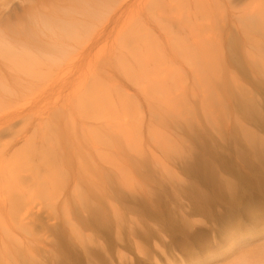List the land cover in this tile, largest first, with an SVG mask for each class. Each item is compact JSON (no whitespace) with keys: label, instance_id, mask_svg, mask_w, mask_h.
Masks as SVG:
<instances>
[{"label":"rangeland","instance_id":"rangeland-1","mask_svg":"<svg viewBox=\"0 0 264 264\" xmlns=\"http://www.w3.org/2000/svg\"><path fill=\"white\" fill-rule=\"evenodd\" d=\"M252 1L264 5V0H212L211 8L201 15L188 0H165V5L158 11L159 14L154 11L148 15L142 31L151 36L152 32L156 34L161 31V44L157 43L162 49L160 67L165 70V80H177L174 84L170 83L167 94L162 97L165 99L163 102L157 104L150 94L144 92H148L150 83L154 82H149L150 67L142 70L140 76H134L130 80L116 71L118 79L125 82L126 89L121 90L123 95L119 93V97H122L120 99L125 101L120 102L116 94L111 106L116 110L106 109L102 113L88 111L89 118H81L77 114L73 116L76 118L75 127L71 128L68 121V132L75 135L67 137V134L59 130L30 128L27 132L30 141L26 143L19 136L24 132L23 124L17 122L15 130L19 131L18 135L14 138L5 137V145L0 147V166L7 165L0 176L68 178H65L64 184L57 182L53 189L49 187L45 193L38 195L39 198L31 200L36 212L32 217L36 226L35 232L25 233L24 229L19 228L21 225L15 223L14 235L28 238L27 241L33 240L31 246L40 249L41 241L55 239L52 235L54 226H62L68 218L81 224L85 216L89 215L86 212L88 209L98 206L107 209L113 205L121 211V238L126 239L134 219L137 218L141 224L150 223V214L145 211V201L148 197L150 204L159 208L158 221L167 223V232L163 237H156L155 242L152 238L149 242L142 239L139 242L143 245V252L154 256L159 261L158 264H204L206 261V264H229L241 251L261 246L264 243V164L248 151L250 146L246 138L237 130L241 123L243 127L250 126L261 137L263 134L259 126L240 114L238 102L229 95L230 90L238 94L242 87L249 90L260 104L264 98L263 77L256 73H247L244 61L245 58L252 62L257 50L261 49L251 47L246 41V28L240 19L244 8ZM140 2L141 0H138L125 15L134 14ZM15 11L21 12V8L16 6ZM195 23L200 24L195 26V32L205 38L211 34V44H215V49L220 50L225 57L227 74L219 75L221 83L228 81L223 97L227 104L226 111L220 105L217 106L215 114L205 110L206 83L199 79L197 64L194 66L184 60L176 47L172 46L173 42L168 39L176 35L188 36L189 26ZM208 24H211V27ZM163 26H167V30L172 33L167 36ZM231 40L238 41V49L243 55L239 65L230 59L235 56L232 53ZM260 43L264 44L263 39ZM244 46L253 49L252 52L249 53ZM101 47L105 50L108 45L102 44ZM108 80L109 77L107 84ZM79 81L72 82V87H76ZM60 92L61 90L53 91L51 101L60 100ZM154 96L158 97L157 93H154ZM24 103L30 104L32 101L27 98ZM40 106L42 104L39 103L34 118L39 115ZM101 114H107L109 120L128 129L131 144L135 148L133 153L126 149L130 156L121 160V156L115 151L110 152L112 146L100 141L98 136L99 142L95 145L99 149L83 136L86 125H83L81 120L92 123L105 122L104 119H97ZM61 128L65 132L64 127ZM131 156L145 158V165L138 168L134 164L129 165ZM93 164L104 168L101 170L104 183L90 187L95 193L82 203L80 199H84L79 197L77 191L84 189L85 184L80 182L82 187L76 189L75 179L79 176V171L86 177L97 176ZM107 170H112L109 172L111 175L106 176ZM115 176H122L123 179L127 176L131 182L126 181L128 185H120ZM202 178L208 185L201 184ZM224 178L231 183L235 193L220 188V180ZM206 195H210L211 200L203 210L200 207L203 196ZM180 205L190 214L185 232L204 230L209 236L208 242L197 243L189 236H181L179 231L173 230L174 227L183 225V220H186L182 217L184 212ZM80 208L83 210H79ZM140 210L143 215L135 216ZM0 219L8 223V218L0 216ZM114 225V220L109 223L112 230ZM7 234L8 230L0 224V241L4 238L7 240ZM57 239L62 241L64 236ZM101 240L104 247L110 250L109 257L114 258L115 264L123 262L118 261V256L122 254L124 260H127L130 254L133 261L137 259L142 264H157L138 254L130 247L132 243L127 245L126 241H117L112 232L102 235ZM125 245L127 249L124 248ZM74 248L79 251L77 246ZM70 250L71 253L65 251V255L73 256L75 264L87 263L82 253L79 259L71 248ZM123 264H129V261Z\"/></svg>","mask_w":264,"mask_h":264},{"label":"bare ground","instance_id":"bare-ground-1","mask_svg":"<svg viewBox=\"0 0 264 264\" xmlns=\"http://www.w3.org/2000/svg\"><path fill=\"white\" fill-rule=\"evenodd\" d=\"M137 1L0 0V147L5 145L3 143L5 137L14 138L18 135L19 131L15 130L17 122L23 124L24 132L19 136L27 143L30 141L27 135L30 128L59 130L67 134V137H71L75 134L68 132V121L69 126L74 128L76 118L73 116L76 114L81 118H89L88 111L102 113L106 109L116 110L111 107L115 95H118L117 99L122 98L119 97V93L122 94L121 90L126 89L125 82L118 79L117 72L130 80L134 76H140L142 70L150 67L149 82L152 80L154 82L150 83L149 91L144 92L150 94L157 104L165 100L162 97L167 94L170 83L174 84L177 80H165V70L160 67L162 49L157 43L161 44L162 33L152 32V37L142 31L148 15L154 11L159 14L158 11H161L165 5V0H141L135 13L126 16V11L135 6ZM188 1L193 3L196 12L201 15H204L212 4V0ZM16 6L21 8V12L15 11ZM197 13L194 14L195 19ZM240 19L246 28L244 30L246 41L251 47H261L257 50L256 57L252 58V62L244 58L247 73L261 75L264 80V44L260 43L262 39L264 41V5L252 1L244 8ZM195 26L200 24L189 26L188 36L176 35L168 39L173 42L172 46L176 47L184 60L194 66L195 63L197 64L199 79L202 83H206L205 110L215 114L217 106L220 105L226 111L227 104L223 97L225 84L228 81L221 83L219 75L227 74L225 57L220 50L215 49V44H211L212 35L209 34L205 38L195 32ZM208 26L211 27V24ZM163 29L167 36L172 33L167 30V26H163ZM231 41L232 53L235 56L234 59L231 57L230 59L238 64L243 55L238 49V41ZM102 44L108 47L103 50ZM245 48L249 53L253 50L249 47ZM107 77L109 84L106 83ZM73 80H80L74 88ZM56 90H61L62 98L51 101V94ZM154 93H157L158 97H155ZM229 95L238 102L240 114L247 116L250 122L259 126L262 137L250 126H241V123L237 131L246 138L250 146L248 151L264 164V98L260 104L249 90L242 87L238 94L230 90ZM27 98L32 103H24ZM122 101L125 100L120 99V102ZM168 101L170 102L169 99ZM39 103L42 104L39 107L41 110L34 118ZM164 111L167 112L166 109ZM97 119L100 121L104 119L105 122L92 123L81 120L82 124L86 125L83 136L88 142L94 145L99 140L106 142L112 146L110 152L115 151L121 156V160L130 156L126 149L133 153L135 148L131 144L128 129L109 120L107 114H101ZM61 126L64 127L65 132L62 131ZM98 154L101 156L100 153ZM145 162V158L131 156L129 165L134 164L138 168L144 166ZM93 165L97 176L86 177L79 171V176L75 179L76 189L82 187L80 182L85 184L84 189L77 191L79 197L84 199H80L82 203L95 193L90 187L101 186V183H104L103 171H101L104 168ZM6 168L7 165L0 166V175ZM111 171L107 170L106 176L111 175L109 173ZM115 177L120 185H128L126 181L131 182L127 176L124 179L122 176ZM65 178L68 176H0V216L8 218V223L0 219L1 226L8 230L7 240L4 238L0 241V264H75L73 256L65 255V251L71 253L70 248L77 258L83 254L88 264H115L114 258L109 257L110 250L104 247L101 240L102 235H109L110 232L114 233L117 241H126L127 245L129 242L132 243L130 247L138 254L147 261L153 260L158 264L159 261L154 256L143 252L141 249L143 245L139 242L141 239L149 242L150 238L155 242L156 237H163L167 232V223L158 221L159 208L150 204L148 197L145 201V211L150 214L148 219L150 223L143 221L144 224H141V221L134 217L136 219L133 220L126 239L121 238V211L113 205L107 209L101 206L88 209L86 212L89 215L85 216L81 224L68 218L62 226H54L52 235L56 240L41 241L40 249L31 246L33 240L27 241L28 238L15 236L13 232L15 223L21 225L19 228L24 229L25 233L35 232L36 226L32 217L36 212L31 200L39 198L38 195L45 193L47 188L53 189L57 182L64 184ZM200 181L204 186L208 185L203 178ZM220 182L224 185L221 184V189L235 193L231 183L225 178ZM210 200V195L203 196L200 208L204 210ZM180 208L184 212L182 217L186 220H183V225L174 227L173 230L179 231L181 236H189L197 243L209 240L204 230L185 232L190 214L186 213L181 205ZM137 212L135 216L143 215L142 210ZM113 220L114 230L109 226ZM86 231L92 233L88 234ZM63 236L64 240L57 239ZM112 243L115 244L114 241ZM127 245L124 248L127 249ZM74 246H77L80 252ZM242 252L229 264H264V243ZM127 258L124 260L122 254L118 256V261L142 264L137 259L133 261L130 254ZM206 263L207 261L204 264Z\"/></svg>","mask_w":264,"mask_h":264}]
</instances>
